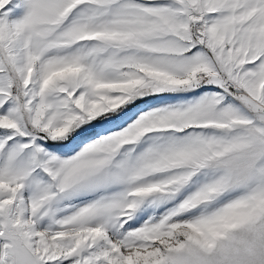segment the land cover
Instances as JSON below:
<instances>
[{
    "label": "snow or ice",
    "instance_id": "snow-or-ice-1",
    "mask_svg": "<svg viewBox=\"0 0 264 264\" xmlns=\"http://www.w3.org/2000/svg\"><path fill=\"white\" fill-rule=\"evenodd\" d=\"M0 264H264V0H0Z\"/></svg>",
    "mask_w": 264,
    "mask_h": 264
}]
</instances>
